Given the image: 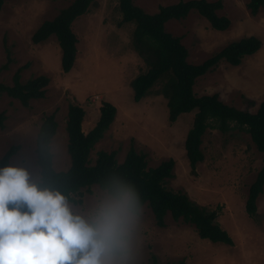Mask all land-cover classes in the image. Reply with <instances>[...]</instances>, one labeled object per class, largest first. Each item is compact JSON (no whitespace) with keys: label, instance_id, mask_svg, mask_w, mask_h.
Segmentation results:
<instances>
[{"label":"rangeland","instance_id":"rangeland-1","mask_svg":"<svg viewBox=\"0 0 264 264\" xmlns=\"http://www.w3.org/2000/svg\"><path fill=\"white\" fill-rule=\"evenodd\" d=\"M73 0H4L0 9V81L11 85L14 72L22 67L20 81L45 75L48 84L43 98L30 100L23 106L16 99L0 94V112L5 115L0 128V157L11 146H18L8 166L25 168L38 179L35 138L45 115L53 113L56 133L50 143L55 171L69 167L66 151V112L69 104L84 109L83 132L89 131L99 116L103 101L116 111L113 122L93 146L96 152L114 151L122 162L129 147L143 153L147 167L173 159V177L166 187L182 191L197 203L217 211V222L233 244L212 243L201 239L194 228L174 221L169 214L164 226L158 227L151 211L143 206L144 216L139 229V264L174 262L185 264H264V186L256 200V213L249 216L244 208L249 185L264 165V154L256 150L248 134L238 127L225 133L207 129L202 136L203 160L190 173L185 157L184 139L191 127L193 111L181 114L175 122L167 117L161 82L153 86L143 99L132 100L131 80L145 69L131 43L132 25L117 26L121 19L117 0H96L86 14L71 25L77 37L76 59L72 69L63 73L60 50L54 37L33 44L30 37L45 20L53 19ZM179 0H132L146 13L157 12L161 5ZM215 1V0H208ZM248 0H222L219 16L229 19L226 30L211 28L208 22L190 11L181 20H168L164 29L180 37L188 51L187 61L197 64L242 37L254 36L261 46L245 56L237 66L220 61L211 71L198 77L193 85L197 95L216 93L220 101L237 109L255 112L264 99V5L255 15L246 8ZM5 66V68L3 67ZM98 187L72 196L86 207Z\"/></svg>","mask_w":264,"mask_h":264},{"label":"trees","instance_id":"trees-1","mask_svg":"<svg viewBox=\"0 0 264 264\" xmlns=\"http://www.w3.org/2000/svg\"><path fill=\"white\" fill-rule=\"evenodd\" d=\"M96 0H73L61 9L51 20L43 21L32 33L30 40L39 44L54 37L60 50V68L68 73L76 59L77 37L72 31V23L89 11ZM121 19L117 26L132 25V47L142 59L145 69L131 80L132 100L137 103L161 82L160 92L165 98L167 117L170 123L184 113L193 111L191 127L184 139L185 157L190 173L195 174V166L203 160L201 151L202 136L209 129L225 133L233 127L243 129L257 151L264 154V99L255 112L237 109L219 100L216 93L197 96L193 92L196 79L213 70L220 61L232 66L241 63L245 56L259 50L261 42L254 36L242 37L222 47L197 64L189 63L188 51L181 43V38L164 29V24L171 19H184L190 11L203 17L215 30H226L230 21L219 16L222 0H179L174 4L161 5L157 12L146 13L132 0H117ZM4 0H0V9ZM264 5V0H248L246 8L251 15ZM5 68V66H3ZM22 67L12 76L11 85L0 81V94L16 99L23 106L30 100L41 99L48 84L45 75H39L20 81ZM1 71V69H0ZM115 107L103 101L99 107L98 120L87 132H83L81 123L84 109L77 104H69L66 112L65 131L67 135L66 151L69 167L64 171H55L52 164L50 143L56 133L57 122L53 113L45 115L35 138V157L38 166V179L50 187L64 193L68 201L77 203L72 196L88 191L93 185L98 188L110 176L118 175L132 182L138 189L143 206L151 211L158 227L164 226V217L169 214L174 221L191 225L201 239L212 243L232 245V239L217 222V211L198 205L186 193L173 191L166 187V182L173 177V159L161 161L155 167H147L145 155L136 152L131 146L122 162L116 160L114 151L99 150L93 162L89 155L113 122ZM5 115L0 112V128H3ZM18 146L9 147L0 157V166L9 165ZM264 186V165L257 171L249 185L244 208L249 216L256 213V200ZM153 264H185L183 259L174 262L158 263L153 257Z\"/></svg>","mask_w":264,"mask_h":264},{"label":"clouds","instance_id":"clouds-1","mask_svg":"<svg viewBox=\"0 0 264 264\" xmlns=\"http://www.w3.org/2000/svg\"><path fill=\"white\" fill-rule=\"evenodd\" d=\"M143 216L138 189L118 175L78 208L25 168L0 166V264H139Z\"/></svg>","mask_w":264,"mask_h":264}]
</instances>
